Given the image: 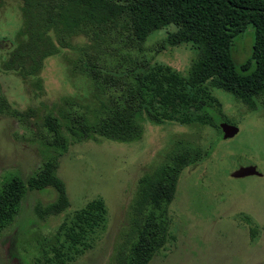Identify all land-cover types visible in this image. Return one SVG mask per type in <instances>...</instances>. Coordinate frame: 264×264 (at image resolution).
Instances as JSON below:
<instances>
[{
    "label": "trees",
    "instance_id": "trees-1",
    "mask_svg": "<svg viewBox=\"0 0 264 264\" xmlns=\"http://www.w3.org/2000/svg\"><path fill=\"white\" fill-rule=\"evenodd\" d=\"M21 20L1 61L4 72L32 81L41 90L38 73L43 61L62 49H77L73 70L82 75L90 94L82 100L64 97L43 117L48 135L44 143L64 153L71 142L103 139L129 143L144 133L143 123L174 122L194 129L227 121L222 104L212 93L219 88L233 95L246 109H264V0H17ZM8 0H0V7ZM253 28L251 54L240 63L232 56L238 34ZM167 34L158 49L190 43L196 53L186 73L163 63L135 62L112 75L100 63L101 55L117 44L122 50L142 51L148 35ZM83 35L88 43H72ZM92 52H89V49ZM17 114V111H15ZM228 122V121H227ZM212 147V146H211ZM210 156V149L177 143L161 164L143 172L128 204L127 222L118 232L111 264H148L173 238L170 202L182 169ZM58 156L48 155L42 167L26 178L13 176L0 191V231L17 212L28 190H51L53 197L38 199L35 213L45 218L65 212L56 232L16 238L20 255L30 264H71L93 246L106 226L108 207L100 196L67 210L69 198L58 175ZM250 236L260 226L246 214ZM32 253L28 258L27 253ZM113 259V260H112Z\"/></svg>",
    "mask_w": 264,
    "mask_h": 264
},
{
    "label": "rangeland",
    "instance_id": "rangeland-1",
    "mask_svg": "<svg viewBox=\"0 0 264 264\" xmlns=\"http://www.w3.org/2000/svg\"><path fill=\"white\" fill-rule=\"evenodd\" d=\"M17 4V0H8L0 7V41L6 45L13 40L21 20ZM166 34V28L153 31L139 52L124 51L117 44L113 46L115 50L110 46L101 55L100 63L114 76L142 61L150 66L167 64L186 73L195 47L186 43L156 51ZM253 37L250 25L236 36L232 47L236 63L250 56ZM88 42L83 35L72 39L79 46ZM1 45L0 191L13 176L34 175L46 156L57 155V173L64 180L69 198L67 210L96 196L102 197L108 207L104 230L93 246L71 264H111L114 244L127 222L128 204L138 178L161 164L166 152L177 143L210 149V156L194 167L182 169L169 206L173 238L148 264H264L263 108L248 110L229 92L212 88L225 118L238 127L237 133L228 138L215 127L192 129L174 122L157 125L146 120L139 140L71 142L64 153L57 154L55 147L47 146L41 139V134L49 136L43 117L53 113V105L64 97L82 100L89 96L88 83L73 70L79 47L62 49L43 61L38 73L42 85L39 90L34 82L2 70V55L8 49ZM248 165H255L260 173L231 175L238 167ZM50 193L46 189L28 190L20 200L12 220L0 231V264H30L25 255L24 258L20 255L16 243L22 232L40 238H49L56 232L65 212L41 218L33 207L38 199L44 202L51 199ZM244 214L260 226L256 240L250 236ZM32 253H27V257L31 258Z\"/></svg>",
    "mask_w": 264,
    "mask_h": 264
},
{
    "label": "water",
    "instance_id": "water-1",
    "mask_svg": "<svg viewBox=\"0 0 264 264\" xmlns=\"http://www.w3.org/2000/svg\"><path fill=\"white\" fill-rule=\"evenodd\" d=\"M218 125L221 128L222 136L228 138L238 131V127L235 124L227 122L225 119H218ZM260 173L255 165L242 166L231 172L233 176H243L247 174Z\"/></svg>",
    "mask_w": 264,
    "mask_h": 264
},
{
    "label": "crops",
    "instance_id": "crops-1",
    "mask_svg": "<svg viewBox=\"0 0 264 264\" xmlns=\"http://www.w3.org/2000/svg\"><path fill=\"white\" fill-rule=\"evenodd\" d=\"M241 167H242V166H241ZM238 168H239V167H238ZM238 168H237V169H238ZM235 170H236V169H235ZM235 170H234V171H235ZM232 176H233V175H232Z\"/></svg>",
    "mask_w": 264,
    "mask_h": 264
}]
</instances>
